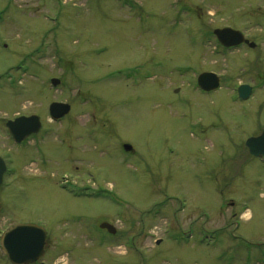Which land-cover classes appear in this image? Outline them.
Here are the masks:
<instances>
[{
  "label": "rangeland",
  "instance_id": "1",
  "mask_svg": "<svg viewBox=\"0 0 264 264\" xmlns=\"http://www.w3.org/2000/svg\"><path fill=\"white\" fill-rule=\"evenodd\" d=\"M224 27L255 47L222 48ZM263 82L264 0H0V236L43 227L32 264H264V163L244 144ZM31 115L41 131L14 143L6 122Z\"/></svg>",
  "mask_w": 264,
  "mask_h": 264
},
{
  "label": "water",
  "instance_id": "2",
  "mask_svg": "<svg viewBox=\"0 0 264 264\" xmlns=\"http://www.w3.org/2000/svg\"><path fill=\"white\" fill-rule=\"evenodd\" d=\"M218 42L226 47H236L242 43L249 47H255L254 42L245 39L243 34L230 27L217 28L213 31ZM52 86H57L60 80L52 78ZM198 86L204 91H211L219 87V78L213 72H203L197 77ZM252 88L248 84L238 87V95L241 99H247L251 94ZM52 120H58L70 111V105L64 102H53L48 108ZM41 122L36 115L18 116L6 122V128L16 143H21L26 137L39 131ZM251 155L264 160V128L255 137H250L245 142ZM125 151H130L131 146L123 145ZM6 172V163L0 157V186ZM100 228L106 229L114 234L116 229L109 223L100 224ZM47 233L43 227L34 223H16L8 227L1 236V248L6 258L11 264H32L35 263L44 253V246Z\"/></svg>",
  "mask_w": 264,
  "mask_h": 264
},
{
  "label": "flooded vegetation",
  "instance_id": "3",
  "mask_svg": "<svg viewBox=\"0 0 264 264\" xmlns=\"http://www.w3.org/2000/svg\"><path fill=\"white\" fill-rule=\"evenodd\" d=\"M236 95H237V94H236ZM236 95H235V97H237ZM261 128L263 129V126H262ZM262 129H261V131H262ZM39 131H41V128H40ZM261 131H260V133H261ZM38 133H39V132H37L36 134H32V135H30L29 137L26 138L25 141H28L29 139H33V138H35V137L37 136ZM260 133H259V134H260ZM259 134H257V135H259ZM257 135H256V136H257ZM247 139H248V138H247ZM247 139H246V140H247ZM244 144H245V143H244ZM246 149H247V148H246ZM247 152H248V150H247ZM248 153H249V152H248ZM249 155H250V154H249ZM250 156H251V155H250ZM258 159H259V158H258ZM259 160H260V159H259ZM262 162H263V161H262ZM263 163H264V162H263Z\"/></svg>",
  "mask_w": 264,
  "mask_h": 264
},
{
  "label": "bare ground",
  "instance_id": "4",
  "mask_svg": "<svg viewBox=\"0 0 264 264\" xmlns=\"http://www.w3.org/2000/svg\"><path fill=\"white\" fill-rule=\"evenodd\" d=\"M243 217H248V214L244 213V214H243Z\"/></svg>",
  "mask_w": 264,
  "mask_h": 264
}]
</instances>
